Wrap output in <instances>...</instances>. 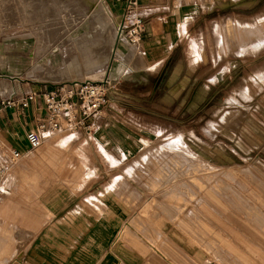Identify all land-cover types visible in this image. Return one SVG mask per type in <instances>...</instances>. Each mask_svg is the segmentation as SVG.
<instances>
[{"label":"rangeland","instance_id":"obj_1","mask_svg":"<svg viewBox=\"0 0 264 264\" xmlns=\"http://www.w3.org/2000/svg\"><path fill=\"white\" fill-rule=\"evenodd\" d=\"M101 1L0 0V94H21L34 86L49 88L75 81L110 79L111 84L106 91L107 105L111 96L129 100L138 96L146 98L148 95H139L147 90L142 78L148 77L147 85L150 87L159 80L150 75L158 69L150 54L153 51L158 54L156 51L160 47L145 45L148 39L153 38L148 35L149 19L140 14L138 0L136 13L145 22L142 40L136 49L122 42L115 60L111 62L110 44L114 33L113 37L112 33L107 37L106 31L110 27L114 32L115 27L111 21L108 24L104 21L110 18L104 13ZM176 2V7H183L187 15H183V9H180L181 22L179 31H176L180 45L170 63L185 61L189 55L196 69L191 100L185 101L188 98L185 95L180 109L163 108L154 97V103H141L140 112L157 119L162 125L147 123L146 128L152 132L158 130L157 134L149 135L148 144L130 156L114 157L109 152H98L84 131L56 133V138L72 137L67 151L71 164L81 166L84 163L85 168H80V173L90 176L83 190L66 187V193L79 192V197L87 196L94 192V180L99 186L119 178L130 183L128 188H132L139 199L132 200L134 205L127 222L136 232L130 231L126 225L120 242L127 248L126 257L133 262L157 264V258L160 256L162 261L163 254L165 264H248L242 253L237 252L236 238L232 241L221 237L204 222L199 221L202 225L198 226V230L202 229L200 237L189 238L185 234L184 240L179 236L173 237V231L180 230L172 223L167 224V235L157 232L158 228L151 221H159L161 212L156 209L158 205L153 206L150 220L140 213L151 199H162V193L166 198L175 197L172 195L174 175L168 173L170 170H164V181L158 183L156 178L160 177L156 173L158 166L177 163V169H180L177 196L182 201V221L188 218L189 211L204 215L207 205L213 213L220 214L218 206L222 200L231 202L232 193L242 197L241 192L253 190L262 199H254V203L247 206H257L253 224L264 234V0ZM105 4L111 11L112 2ZM119 12H111L116 25L117 21L122 22L119 21L123 16L122 4ZM122 53L124 63L117 58ZM132 106L127 105L129 111L134 110ZM105 112L108 114V109ZM80 147L83 149L81 158L72 154ZM173 151L179 152L178 159L173 160ZM98 168H101L100 175L96 172ZM119 169L122 174L116 175ZM67 175L72 176V171L63 176ZM242 177L245 183L237 184ZM6 180L7 176L4 178L6 192L2 200L8 198ZM153 183L158 184V188H150ZM236 184L241 192L236 189ZM11 202L0 211V222L10 229L12 243L18 252L8 264H34L29 253L35 232L45 226V222L38 220V217H44V205L34 209L18 199ZM101 208V212L106 209L103 205ZM202 218L205 219L204 216ZM184 228L183 225L181 230ZM144 234L152 236H142ZM189 241L196 245V253L185 252ZM259 243L262 245L263 240ZM17 260L21 262L17 263Z\"/></svg>","mask_w":264,"mask_h":264},{"label":"crops","instance_id":"obj_2","mask_svg":"<svg viewBox=\"0 0 264 264\" xmlns=\"http://www.w3.org/2000/svg\"><path fill=\"white\" fill-rule=\"evenodd\" d=\"M176 1L140 0V14L146 20L149 19L147 20L148 35L153 37L148 39L145 45L147 47H160L159 51H156L158 54L154 51L151 54L149 53L152 56L151 61L156 66L155 68H158L155 73L150 75L160 81L157 80L156 85L150 87L147 85L149 82L148 77L146 79L142 78L143 86H147V90H144L146 94L140 92L139 95H148L146 98L138 96V98L129 100L127 97L123 99V97L111 96L109 105L106 108L109 113L106 114L105 112L103 116L93 120L95 125L93 131L88 133L85 130H79L84 131V134L93 141L98 152H109L114 157L130 156L133 152L141 150L142 147L148 144V141H150L149 135L157 134L158 130L152 132V130L146 128V125L147 123L156 126L162 124L157 119H152L140 112L142 109L141 103L151 104L155 100L163 108L174 109L177 107L180 109L181 100L185 95H188L185 101L189 102L191 100V92L196 84V69L191 63L189 55L185 61L178 60L172 65L170 63L174 59V51L180 45V38L176 36V31H179L181 22L179 13L183 7L179 6L177 8ZM119 8H121L120 3L112 2V13H120ZM183 12V15H187L185 9H183ZM121 20L122 18L119 19V21ZM104 21L107 24L109 21L113 24L116 22L111 19L107 21L104 19ZM117 23L121 22L117 21ZM115 25L116 23L114 27ZM108 29L106 31L107 37L111 33L113 37L114 32L110 31V27ZM121 45H119V48H121ZM123 55V53L120 56L117 55V58L124 63ZM186 64L188 68H186ZM46 87L34 86V88L23 90L21 94L15 93L20 96L23 94H36V98L28 108L6 107L2 111L0 117V163L7 161L8 158L4 154L11 149L19 151L21 158L11 164L10 171L6 175V185L9 192L6 200L0 199V211L11 205V201H14V199L21 200L34 209L41 208L44 205V208H42L44 209V217L40 216L38 220L45 222V226L37 233L35 232V240L29 253V259L34 264H143L142 261L133 262L129 257H126L127 248L120 242V236L124 232L125 226L128 225V216H130L133 209L134 203H132V200L139 199L138 194L132 188H128L130 183L126 179L119 178V180H109L104 185L99 186V183L94 180L95 182L92 181L94 192L89 195L82 198L79 197V192L67 195L66 190L68 189L66 187L80 191L83 190L82 188L90 179V176H82L80 173V168L83 170L85 168L84 163L81 166L71 164L72 160L67 151H69L72 137L56 138L54 134L47 138L38 153L34 154L33 152L39 149L34 151L30 149L26 135L29 131L35 129L37 122L45 112L40 91ZM130 104H133V111L128 110L127 105ZM72 154L81 158L83 157V149L81 147L76 148L72 151ZM172 154L175 155V158L172 157L173 160L178 159L179 152L173 151ZM164 166H158L159 169L156 174L160 178L156 179L158 183L159 181L163 182L162 174L165 173L164 170H170L168 173L174 175L172 195H175V197L169 198L170 196H168L166 198L164 197L165 193H162V199L159 197L158 200L157 198L151 199L140 212L143 218L147 217L150 220L151 215L149 214L154 209L153 206H159L156 208L161 212L158 216L159 221L158 219V222L151 221L153 225L155 223V228H158L157 232H164V235H167L165 233L167 224L172 223L180 230V232L173 231L174 238L179 236L184 239L185 234L189 238H197L202 233V229L198 230V226H202L200 223L204 222L205 226L218 232L221 237L230 238L232 241L236 238L237 246L235 247L238 249L236 251L238 254L242 253L243 260L248 264H264V234L257 231L253 224V220H256L255 217H257V206L255 208L247 206L248 203L253 204L254 199L260 201L262 198L253 190L251 192H241V189L239 190L237 184H244V177L237 180L238 183L236 184V189L243 196L232 193L233 199H231V202L222 200L221 205L218 206L220 214L213 213L214 211L207 205L208 207L205 206L204 215L200 216L196 211H189V214L187 213L188 218L182 221V201L178 197L180 169H177V163H173L172 166ZM100 169L98 168L96 171L99 175L101 174ZM222 169L228 170L229 168ZM69 170L72 171L73 175L63 176ZM121 174V169L116 171V175ZM116 177L114 178L117 179ZM158 186V184L153 183L149 187L154 189ZM162 187L165 188L164 185ZM167 194L170 195V192ZM102 205L106 208L103 210L104 212H101ZM203 216L205 219L202 218ZM155 218H157V215ZM181 222L185 226L183 231L181 230V227H183ZM128 228H130V224ZM148 228L150 229V226ZM134 229L130 228V231L136 232ZM149 235L151 234L142 236ZM11 237L10 229H7L0 222V264L10 263L18 254ZM260 239L263 240L262 245L259 243ZM162 242H165L164 239ZM140 247L143 248L142 245ZM196 248V245L189 241V245H185L186 250H184L188 254L196 253ZM232 250L235 251L233 247ZM157 253L161 254V252ZM161 255L163 257L162 261L159 256L160 259L157 258V264H165L163 261L165 256ZM19 262L21 261L17 260V263Z\"/></svg>","mask_w":264,"mask_h":264},{"label":"built area","instance_id":"obj_3","mask_svg":"<svg viewBox=\"0 0 264 264\" xmlns=\"http://www.w3.org/2000/svg\"><path fill=\"white\" fill-rule=\"evenodd\" d=\"M104 3L116 2L123 7V24L121 34L131 46L138 45L145 32V22L137 15L138 0H102ZM129 22V24H128ZM111 80L102 82H73L53 85L40 91L44 103V114L35 129L26 135L31 150L40 149L47 138L62 131L88 133L95 128L94 119L103 116L107 107L106 91ZM109 90V89H108ZM36 98V94L17 95L4 92L0 94V117L6 107L19 106L26 109ZM6 162L0 163V199L5 195L4 178L11 164L20 160L21 153L11 149L4 154Z\"/></svg>","mask_w":264,"mask_h":264},{"label":"bare ground","instance_id":"obj_4","mask_svg":"<svg viewBox=\"0 0 264 264\" xmlns=\"http://www.w3.org/2000/svg\"><path fill=\"white\" fill-rule=\"evenodd\" d=\"M102 2V1H101ZM102 8L104 10V13H106V15L113 21H115V19L113 18V16L111 15V11L110 9L107 7V5H105L104 2H102ZM116 22H114L115 24ZM122 24H123V18H122V22L121 23H118L117 25H115V28H114V37H113V41L111 42V52H112V56H111V59L110 61H114L115 58H116V51L119 49V45L122 43V42H126L131 49H136L137 45L136 46H131L127 41L126 39L123 37V35L121 34V29L122 28ZM126 44V45H127ZM129 48V49H130ZM107 76V75H106ZM87 81H90V82H102L103 80L101 81H91V80H87ZM75 82H78L80 83L79 81H75ZM10 171V170H9ZM9 173V172H7Z\"/></svg>","mask_w":264,"mask_h":264}]
</instances>
